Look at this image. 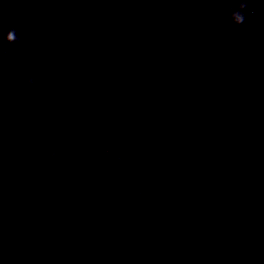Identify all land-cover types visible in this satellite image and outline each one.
<instances>
[{
    "label": "water",
    "instance_id": "95a60500",
    "mask_svg": "<svg viewBox=\"0 0 264 264\" xmlns=\"http://www.w3.org/2000/svg\"><path fill=\"white\" fill-rule=\"evenodd\" d=\"M236 2L0 0V264H264V0L229 31Z\"/></svg>",
    "mask_w": 264,
    "mask_h": 264
},
{
    "label": "clouds",
    "instance_id": "9594fccd",
    "mask_svg": "<svg viewBox=\"0 0 264 264\" xmlns=\"http://www.w3.org/2000/svg\"><path fill=\"white\" fill-rule=\"evenodd\" d=\"M249 7V0H237L235 3V6L233 7L231 4H229L227 9L228 19L230 21V24L228 25V30L231 31L233 27L240 26L244 24L245 22V15L244 10L248 9ZM18 37L15 33L14 29H9L4 33V41L8 44H13L18 42ZM24 83L31 87L34 84V80L31 76H28ZM106 151H111L110 148L105 149ZM57 156V152L55 150H49L48 152V158L49 159H55ZM121 164V157L119 155H114L112 159V165L115 168H118ZM185 254H190V250L185 246L184 248Z\"/></svg>",
    "mask_w": 264,
    "mask_h": 264
}]
</instances>
